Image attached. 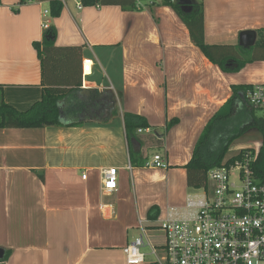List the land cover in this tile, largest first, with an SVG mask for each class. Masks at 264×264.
<instances>
[{"label":"crops","instance_id":"1","mask_svg":"<svg viewBox=\"0 0 264 264\" xmlns=\"http://www.w3.org/2000/svg\"><path fill=\"white\" fill-rule=\"evenodd\" d=\"M137 1L140 9L124 10L62 0L59 16L44 17L47 0H0L5 103L24 111L41 98L34 44L42 40L44 20L56 30V46L82 49L76 64L81 85L62 100V110L77 95L99 93L115 101L104 120L81 111L73 117L79 123L69 127L0 128V264H126L123 248L140 235L151 252L164 240L157 226L167 207L180 208L188 195L201 194L187 187L183 166L205 125L230 98L232 85L264 84V59L224 72L191 42L163 0ZM196 1L203 4L208 44L242 47V32H255L256 42L264 29V0ZM83 60L91 61L90 73L83 72ZM245 93H239L241 105L261 114ZM125 112L143 116L149 131L137 129L129 140ZM172 118L178 122L166 130ZM238 119L250 120L243 109ZM153 148L160 149L154 154L166 169L148 166ZM110 167L117 170V187L103 192L101 170Z\"/></svg>","mask_w":264,"mask_h":264},{"label":"trees","instance_id":"2","mask_svg":"<svg viewBox=\"0 0 264 264\" xmlns=\"http://www.w3.org/2000/svg\"><path fill=\"white\" fill-rule=\"evenodd\" d=\"M25 1L20 0L21 3ZM47 1L49 3V15L51 17L59 16L62 0ZM78 1L82 6L116 5L124 10L136 9V0ZM163 4L170 6L176 12L187 27L191 42L200 49L210 62L218 65L224 72L238 71L249 61L264 59V29L257 31L258 38L250 48L230 44H208L204 40L203 4L201 1L194 0L189 12H183L177 1L163 0ZM55 37V28L48 26L43 30L41 42L34 44L44 85L40 100L27 110L20 111L5 103L0 96V128L69 127L79 123V121H74L73 117L81 111L94 120H104L111 114L115 101L112 96H103L99 93L85 96L77 95L70 100L71 106L68 110L66 112L62 110V100L74 92H78L76 89L81 85V69H78L76 64L77 61H82V49L81 47L56 46ZM249 88L251 85H232L230 98L205 125L193 147L189 161L183 166L186 170L188 188L196 190L205 188L207 186V173L210 169L228 165L230 162L240 159L245 152H255L256 150L252 148L241 149L237 155L223 160L230 139L246 132L250 127L256 128L261 134L262 142L257 149V161L254 168L259 180L264 182V112L255 115L253 110L241 105V97H239L240 92L244 97V93ZM242 109L246 111L250 119L244 123H240V119H238ZM123 122L129 140L135 139V130L149 126L143 116L128 112L123 114ZM177 122V118L170 119L166 123L165 129L169 130ZM134 154L135 152L130 150L132 161ZM139 163L142 162L139 161ZM155 210L156 207L151 206L148 211V216L151 219L157 215Z\"/></svg>","mask_w":264,"mask_h":264},{"label":"built area","instance_id":"3","mask_svg":"<svg viewBox=\"0 0 264 264\" xmlns=\"http://www.w3.org/2000/svg\"><path fill=\"white\" fill-rule=\"evenodd\" d=\"M141 6L136 0V8ZM42 15L48 16L49 11L44 10ZM42 27H48L47 20ZM91 66L90 60H83V72L90 73ZM245 99L264 112V84L252 85ZM142 131L149 130L138 129ZM256 161L257 149L228 165L210 169L201 194L188 195L180 208L167 207L157 226L164 240L150 252L157 264H264V182L257 177ZM148 166L166 169L168 164L154 154ZM116 171L115 167L101 170L103 192L116 189ZM139 226L144 229L141 221ZM142 247L144 239L140 235L123 248L126 264L145 263L147 254Z\"/></svg>","mask_w":264,"mask_h":264},{"label":"rangeland","instance_id":"4","mask_svg":"<svg viewBox=\"0 0 264 264\" xmlns=\"http://www.w3.org/2000/svg\"><path fill=\"white\" fill-rule=\"evenodd\" d=\"M148 0H143L142 2H147ZM160 1V0H156ZM262 139H261V134L256 128H251L248 131L234 136L230 139L229 145L227 150L225 151L223 160H227L228 158L235 156L239 153L241 149H247V148H252V149H258L259 146L261 145ZM160 149L158 148H153L148 151V156L149 159L152 158V155L154 154V151H158ZM195 192L202 193V189H197ZM141 250L148 254L146 258V262L144 264H157L156 259L153 255L150 254V249L145 246L142 247ZM153 261V262H152Z\"/></svg>","mask_w":264,"mask_h":264},{"label":"water","instance_id":"5","mask_svg":"<svg viewBox=\"0 0 264 264\" xmlns=\"http://www.w3.org/2000/svg\"><path fill=\"white\" fill-rule=\"evenodd\" d=\"M194 0H177V4L183 12H189L191 10ZM255 32L245 31L240 35V45L246 48H250L255 42ZM3 256V251L0 249V258Z\"/></svg>","mask_w":264,"mask_h":264},{"label":"flooded vegetation","instance_id":"6","mask_svg":"<svg viewBox=\"0 0 264 264\" xmlns=\"http://www.w3.org/2000/svg\"><path fill=\"white\" fill-rule=\"evenodd\" d=\"M91 111H93V109H91Z\"/></svg>","mask_w":264,"mask_h":264}]
</instances>
